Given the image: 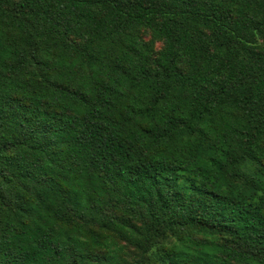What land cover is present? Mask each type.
Masks as SVG:
<instances>
[{
    "label": "trees",
    "instance_id": "obj_1",
    "mask_svg": "<svg viewBox=\"0 0 264 264\" xmlns=\"http://www.w3.org/2000/svg\"><path fill=\"white\" fill-rule=\"evenodd\" d=\"M0 264H264V0H0Z\"/></svg>",
    "mask_w": 264,
    "mask_h": 264
},
{
    "label": "rangeland",
    "instance_id": "obj_2",
    "mask_svg": "<svg viewBox=\"0 0 264 264\" xmlns=\"http://www.w3.org/2000/svg\"><path fill=\"white\" fill-rule=\"evenodd\" d=\"M145 38H146V39H150V38H151V37H150V34L146 33ZM157 48H158V49H161V48H162V44H158V45H157Z\"/></svg>",
    "mask_w": 264,
    "mask_h": 264
}]
</instances>
